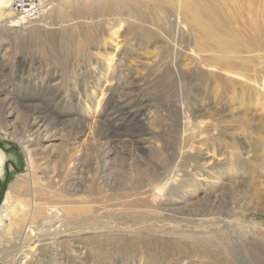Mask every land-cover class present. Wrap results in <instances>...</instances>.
I'll return each mask as SVG.
<instances>
[{
    "label": "rangeland",
    "instance_id": "obj_1",
    "mask_svg": "<svg viewBox=\"0 0 264 264\" xmlns=\"http://www.w3.org/2000/svg\"><path fill=\"white\" fill-rule=\"evenodd\" d=\"M41 1L53 4V19L55 4L61 10L77 4L92 10L93 18L78 27L95 38L80 51L59 41L49 48L41 42L49 33L60 36L57 19L22 25L26 30L19 34L8 27L15 22L9 10L0 20V207L27 174L20 141L28 142L41 165L39 180L47 162L70 150L66 167L75 168L70 178L96 186L94 219L86 225L97 230L81 234L76 253L70 243H60L58 249L40 253L33 264H213L193 243L204 244L210 254L219 252L229 264H252L247 252L264 253V179L258 177L264 169L253 171L252 160L255 148L259 157L264 155V93L251 91L261 87L264 92V50L257 30L264 31V0H155L156 7L141 2L150 14L143 26L121 8L100 16L99 0ZM200 2L219 10L227 31L218 28L212 31L217 36L207 39L191 20H183L180 10H192ZM140 28H148L151 38L142 41ZM210 73L219 84L210 82ZM246 88L250 91L245 93ZM181 104L224 132L222 142L209 152L208 143L191 144L217 164L209 172V191L191 189L182 201L178 186L158 217L134 214L127 207L139 181L135 169L150 171L165 159L187 154L174 115ZM129 113L130 122L125 118ZM228 145L239 154L246 152L250 161L245 175L228 170ZM53 170L63 171L60 166ZM210 191L206 204L200 199ZM212 229L216 234H210Z\"/></svg>",
    "mask_w": 264,
    "mask_h": 264
},
{
    "label": "bare ground",
    "instance_id": "obj_2",
    "mask_svg": "<svg viewBox=\"0 0 264 264\" xmlns=\"http://www.w3.org/2000/svg\"><path fill=\"white\" fill-rule=\"evenodd\" d=\"M11 1L12 0H0V20L5 13L8 14L6 10H9ZM141 2H149V7L157 6L156 4H153L155 0H118L115 3L114 0H99L97 2L95 1V5H97L100 9L99 15H103L104 17L106 15H110L111 13V15L115 14L116 11H118L115 10L116 8L127 10L129 14L134 17L136 23L143 26L149 22L150 14H148L149 12L147 13V11L142 10L143 5ZM55 6L57 8L55 17L58 25L61 26L60 36L57 37L50 33L46 34L44 41L42 40L41 43L47 45L49 48L54 47V44H56L57 41L69 43L80 51L85 44H88L95 37L91 33L83 34L81 32V28L78 27V24L82 21H90L93 18L94 12L84 8L83 6H79L78 4L74 7H64L62 10L59 8L58 4H55ZM53 8V4L47 5L44 18H41L37 22L49 19V22L44 24L46 25L52 21H56V19H53V15L50 16V12ZM109 8L111 10H109ZM191 8L192 10H180L183 20H191L195 26H197L199 33L204 38L208 39L210 38V35L217 36L212 31L217 30L218 28L223 29V31L228 30V28L224 25L225 18L218 12L219 10H212L209 6L203 5L201 2L195 4V8L193 5ZM30 24H32V22L26 26ZM26 26H22L17 22H12L8 27L16 28L13 30V33L15 32L16 34H19L26 30ZM257 30L261 35L259 41L264 50V31L259 28ZM137 32L139 33L137 36H139L142 41L150 39L152 36V32L148 28H140ZM115 33L116 30L112 34H108V36L111 37ZM110 40L111 39H108V41ZM211 41L215 43L217 42L215 40ZM104 60L109 64L111 58H108L107 56ZM199 60L200 59L198 58V61ZM200 61L206 67L204 60ZM172 68H174V72H176V74L181 75L175 67ZM209 76L210 82L213 81V83L215 82L219 84L216 81L215 75L210 73ZM248 88L244 90L245 93ZM257 88L259 90L251 91L253 93L259 92V95L264 93L263 90L260 91L261 87ZM248 91L250 90L248 89ZM96 104H98V101H96ZM194 114L195 113L193 112H187L182 104L175 108L174 115L176 117V125L179 127L178 130L182 132V136L185 137L182 149L186 151V156L179 154L174 159H165L163 160L164 162L162 165L158 167H155L154 165L153 167L155 168L150 171H139V168H136V171L135 169L134 172L137 173L136 176L139 181H137V185L133 188L135 198L129 201V205L127 207L132 211L136 210L134 214L137 213L141 215L144 213L146 215H153L155 218L158 217L160 212H165L167 206L170 205L169 203H172L169 202L168 199L175 197L173 191H175V187L178 186L182 189L181 194L180 192L178 193V195L182 196V201L188 197L186 194H190L189 192L191 191L189 190L191 189L193 191L198 188H204L207 189L206 191H209L207 182L208 179L211 178L209 172H214L213 168L215 169V165L217 164L214 165V160H208L205 158V155L197 154L191 144L196 142H198V144L208 143L206 147L209 152L210 150H213L216 142H222L224 132L218 125H213L210 121H201L199 120V117ZM125 118L130 122L129 118L132 117L129 113L126 114ZM133 118H136V115H134ZM178 118L180 121H177ZM237 123L242 129H244L245 132H248V130H246L247 126L244 122L239 121ZM121 124L125 125L123 123ZM121 124L118 123L115 124V126ZM263 128L264 127L260 129ZM257 129L259 128L257 127ZM258 132L262 133L260 130ZM256 144L259 146V143ZM20 145L25 153L27 174L14 183V189L11 188V190L7 192L0 207V264H33L34 261H37L38 256L41 255L40 253L49 250L54 251L55 249H58L60 243H70V246L72 245L71 251L74 253L76 251L74 248L75 244H77L78 238L81 234L86 231L90 234V232L97 230L94 225H86L89 220L94 219L92 214L94 209L92 206L98 195L96 186L94 187V185L91 182L89 183V181V185H79V183H76L73 178H70L69 175H73V171H75V168L71 169L66 167V165H69L72 160V157L69 154L71 152L70 150L68 151L69 153L64 156L60 154L57 155L52 163L47 162L45 166H49V168H44L42 170L43 172H40L41 175L44 174V179L39 180L36 176V171L41 165L37 160L33 159V154L29 150L28 142L20 141ZM37 146H39V144ZM244 147L243 149L240 147L239 150L241 153L245 152L243 151ZM226 148H229L230 150L226 158L228 161L225 162L228 170L236 174L239 173V175H245V169H247L246 167L248 166L246 163L250 161L246 152L245 154H239L237 153V149L232 147V145L230 147L228 145ZM255 149H253L252 159L255 162H253L255 164L253 171H263L264 162L261 159L264 158V155H260L259 157V149L258 151ZM67 150L65 152H67ZM214 150L216 152V149ZM47 155V153H43V157L46 159ZM2 157L3 154L0 152V173L2 169ZM259 161H261V163H258ZM57 166L62 167L63 171L55 173L53 169ZM92 168L93 167H91V170L89 171H92ZM251 177L253 178V176ZM258 177L264 179V176H261V174L258 175ZM211 196V191L207 194L204 193L200 200L203 199L204 202L208 204V202L211 201ZM211 209L212 208L209 210ZM82 216L86 218L84 222L81 220ZM170 232L175 233L173 231ZM210 234L214 235L216 233H214V230L212 229ZM191 235L192 237L195 235L197 236V234ZM193 245L196 247L197 253L209 258L213 264H229L222 259L219 252L215 255L213 253L210 254L209 248L204 247V244L197 245L193 243ZM247 253L249 257L248 261H250L249 263L264 264V253L260 251L257 253L256 251Z\"/></svg>",
    "mask_w": 264,
    "mask_h": 264
},
{
    "label": "built area",
    "instance_id": "obj_3",
    "mask_svg": "<svg viewBox=\"0 0 264 264\" xmlns=\"http://www.w3.org/2000/svg\"><path fill=\"white\" fill-rule=\"evenodd\" d=\"M47 3L41 0H12L9 11L15 22L26 25L42 18L47 10Z\"/></svg>",
    "mask_w": 264,
    "mask_h": 264
}]
</instances>
